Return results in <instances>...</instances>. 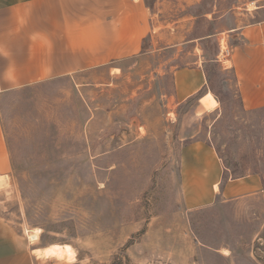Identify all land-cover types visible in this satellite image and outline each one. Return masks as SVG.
Returning a JSON list of instances; mask_svg holds the SVG:
<instances>
[{
  "label": "rangeland",
  "instance_id": "obj_1",
  "mask_svg": "<svg viewBox=\"0 0 264 264\" xmlns=\"http://www.w3.org/2000/svg\"><path fill=\"white\" fill-rule=\"evenodd\" d=\"M131 1L71 0L86 68L0 95V264H264V187L188 207L181 176L202 140L229 178L264 183V105L243 108L233 69L264 0ZM192 68L208 88L178 103Z\"/></svg>",
  "mask_w": 264,
  "mask_h": 264
},
{
  "label": "crops",
  "instance_id": "obj_2",
  "mask_svg": "<svg viewBox=\"0 0 264 264\" xmlns=\"http://www.w3.org/2000/svg\"><path fill=\"white\" fill-rule=\"evenodd\" d=\"M70 3L71 0H0V95L86 68L87 36L79 29L71 30V24L80 23L81 15L76 14L79 19H72ZM131 4L134 7V0ZM130 20L133 19H127L131 27ZM250 28L249 33L254 34V40L250 41L260 47L233 59L243 108L264 105V51L260 43L264 40V22ZM130 31L133 32L132 28ZM174 75L178 103L187 101L208 85L204 69H180ZM9 166L0 121V175H5L2 171ZM224 173L214 146L202 140L187 144L181 160L187 206L206 205L218 197L232 200L258 193L264 187L258 173L226 180ZM7 248L0 246V257L9 253Z\"/></svg>",
  "mask_w": 264,
  "mask_h": 264
},
{
  "label": "bare ground",
  "instance_id": "obj_3",
  "mask_svg": "<svg viewBox=\"0 0 264 264\" xmlns=\"http://www.w3.org/2000/svg\"><path fill=\"white\" fill-rule=\"evenodd\" d=\"M204 98L206 99L205 106L207 108H214L215 107L216 100L213 97L205 95ZM7 179H8V175H0V181H5ZM35 251L37 252V254H40V255L48 256L49 254H51L50 249H47V248H37Z\"/></svg>",
  "mask_w": 264,
  "mask_h": 264
},
{
  "label": "trees",
  "instance_id": "obj_4",
  "mask_svg": "<svg viewBox=\"0 0 264 264\" xmlns=\"http://www.w3.org/2000/svg\"><path fill=\"white\" fill-rule=\"evenodd\" d=\"M205 72H206V76H207V79H208V82H209V74H208V71L207 70H205ZM208 88V85L206 84L197 94H202V92L205 90L206 91V89ZM196 94V95H197ZM194 97V96H193ZM240 103H241V105H242V101H241V98H240ZM243 106V105H242ZM228 178V175H227V172L225 171V173H224V180H226Z\"/></svg>",
  "mask_w": 264,
  "mask_h": 264
}]
</instances>
